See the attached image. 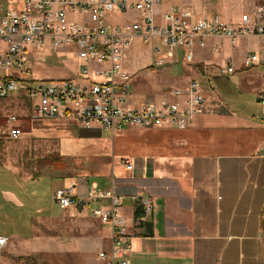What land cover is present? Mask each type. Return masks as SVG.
Returning a JSON list of instances; mask_svg holds the SVG:
<instances>
[{
    "label": "crops",
    "instance_id": "1",
    "mask_svg": "<svg viewBox=\"0 0 264 264\" xmlns=\"http://www.w3.org/2000/svg\"><path fill=\"white\" fill-rule=\"evenodd\" d=\"M163 2L165 7L181 5L198 17L224 20L237 27L251 22L255 6L264 0ZM161 5L156 9L160 24L166 12ZM118 14L122 13L111 9L110 22L125 25L127 22L115 19ZM142 47L153 50L152 45L137 41L126 52V72L130 52L140 55ZM248 53L258 54V62L246 65ZM146 59L141 61L151 57ZM180 59L184 69L170 80L177 87L169 98L148 97L135 105L128 95L127 103L143 106L161 99L183 100L189 95L190 82L199 80L206 101L194 123L186 129L126 127L130 154L114 151L113 167L102 177L40 173L29 181L21 175L20 180L15 178L14 185L5 187L0 196V235L8 237L3 247L7 257H0V264H105L101 251L113 255L117 264L123 260L130 264H264V118L257 97L264 68L263 38L248 35L232 43L224 35L208 36L204 46L196 43L192 62L179 49L165 65ZM230 61L234 73L221 74L219 67ZM76 75L72 79L80 80L78 71ZM65 120L75 121L79 137L95 139L97 148L109 144L101 135L105 129L101 125L88 129L75 119ZM67 136L64 152L70 151L64 146L68 140L92 143ZM59 177L64 181L55 183ZM71 181L76 182V194L83 197L90 188L115 187L123 198L127 249L116 251L111 226L93 214L95 207L107 201L87 199L81 207L59 206L54 193ZM144 197L153 206L150 235L134 218L136 201Z\"/></svg>",
    "mask_w": 264,
    "mask_h": 264
},
{
    "label": "built area",
    "instance_id": "2",
    "mask_svg": "<svg viewBox=\"0 0 264 264\" xmlns=\"http://www.w3.org/2000/svg\"><path fill=\"white\" fill-rule=\"evenodd\" d=\"M163 0H13L9 5L0 1V97L15 92L27 93L31 101L32 120L45 118L75 119L85 128L101 125L113 133L126 127H190L197 114L203 112L206 98L199 80H192L189 95L183 100L161 99L143 106L127 103L131 74L125 71L126 52L137 41L152 45L155 65H165L179 49L186 61L192 62L196 43L204 46L206 37L224 35L232 43L248 35L259 34L264 42V2L255 6L249 23L234 26L224 20L198 17L192 9L170 5L163 15V23L156 19V9ZM115 9L130 12L125 25L113 24L108 12ZM135 15V16H134ZM55 49L73 47L81 60L80 80L64 78L31 80L27 63L31 47ZM256 53H248L245 64L258 62ZM232 61L220 66L221 74H232ZM264 118V68L261 87L257 93ZM7 136L12 140L23 135L20 117L14 113L6 117ZM131 168L132 165L124 160ZM55 201L62 208L81 207L87 199L107 201L93 209V214L111 226L116 251L127 249L124 240L126 218L121 213L123 198L111 189L90 188L87 196L76 194V182L59 187ZM145 218L151 216L153 206L148 197L140 200ZM8 237L0 235V249ZM105 264H117L113 255L99 253ZM119 264H130L123 260Z\"/></svg>",
    "mask_w": 264,
    "mask_h": 264
},
{
    "label": "rangeland",
    "instance_id": "3",
    "mask_svg": "<svg viewBox=\"0 0 264 264\" xmlns=\"http://www.w3.org/2000/svg\"><path fill=\"white\" fill-rule=\"evenodd\" d=\"M0 1L9 5L13 0ZM162 5L164 11H167L169 5L165 7V2ZM129 18L130 12L115 15V19L120 23H126ZM29 51L28 73L25 74L28 79L38 81L72 79L77 76V71L79 72L81 60L73 47L59 49L51 46L31 47ZM180 55L182 58L181 52ZM145 57L148 59L151 57V59H146L148 62L143 63L141 60ZM152 58L155 59L153 51H145L144 48H140V55L137 51H131L128 56L129 64L125 67L131 74L128 80L130 84L128 95L135 105H140V102L148 97H168L177 87L173 86L170 80L183 72L184 65L181 59L177 63L162 65L158 68L159 65H155ZM30 112L31 101L27 93L15 92L9 96L0 97V196L5 187L14 185L15 178L21 179L20 175L25 176L28 181L31 176L40 173L53 175L66 173L72 178L102 177L110 171L109 169H112L115 152L130 154V132H126L129 128L121 130L122 135L114 134L111 130H102L101 135L109 144L99 145L97 148L94 145L95 139L79 137L80 133L75 121L45 118L32 122L28 119ZM11 113L20 117L19 123L24 130L23 135L16 140L7 136L9 125L6 117ZM67 135L92 143L82 145L75 140H68L65 141L64 146L70 151L64 152L62 147ZM63 181L62 177L54 179L55 183ZM0 257H7L6 248L0 249ZM9 257L14 261V257Z\"/></svg>",
    "mask_w": 264,
    "mask_h": 264
},
{
    "label": "trees",
    "instance_id": "4",
    "mask_svg": "<svg viewBox=\"0 0 264 264\" xmlns=\"http://www.w3.org/2000/svg\"><path fill=\"white\" fill-rule=\"evenodd\" d=\"M134 218L138 223V226L144 229L145 234L150 235L153 233V222L150 219V216L145 218L144 207L142 206L140 200L136 201Z\"/></svg>",
    "mask_w": 264,
    "mask_h": 264
}]
</instances>
